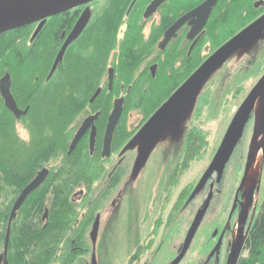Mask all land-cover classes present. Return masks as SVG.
Returning <instances> with one entry per match:
<instances>
[{"label": "trees", "instance_id": "trees-1", "mask_svg": "<svg viewBox=\"0 0 264 264\" xmlns=\"http://www.w3.org/2000/svg\"><path fill=\"white\" fill-rule=\"evenodd\" d=\"M126 4H128L127 0H110L104 4L103 13L96 15L76 44L66 51L63 62L58 66L57 74L46 81L44 86H41L39 77L32 83L33 74L38 68L45 70L50 64L55 42L54 28H59L63 23L50 25L29 48H25L23 43L14 42V39L21 35L18 32H15L10 39L6 37V34L0 35V64L4 63L11 67L16 76L18 88L24 91L19 95H14L19 106L28 105L26 114L16 119L3 106L0 96V246L4 241L9 208L14 197L34 176L36 170L46 162L54 160L50 159L52 156L65 150L67 145L64 130L70 122L79 117L86 108L90 112L101 110V112L109 113L112 99L119 96L118 79L116 78L110 92H106L104 88L92 103H88L89 98L100 84L98 75L105 65L104 57L116 49L117 25L119 18L120 23L123 21ZM236 7H241V2ZM134 10L135 6L126 18L125 35L120 41V88L123 85V90L127 91L129 87L127 94H122L124 105L121 118L126 120L129 112L137 110L141 119L146 120L201 61L188 58L177 62L175 59L177 56L174 55L172 59H169L170 54H167L165 60L160 61L154 77L147 73L135 77L132 61L138 57L135 52L136 43L142 40L137 27V19L129 21L134 15ZM225 17L228 19L230 16ZM200 96L202 99H199ZM209 99V90H205V93L200 92L191 113L192 120L196 115L202 114ZM251 119L252 116L244 129ZM16 121L23 122L28 130L29 138L26 142L16 135L14 129ZM243 132L225 166L237 170L240 167V163L237 162L232 166L231 160L241 144ZM120 133L119 122L115 140L120 138ZM207 135L205 129L191 121L184 132L183 145L175 166L178 167L180 163L179 167L186 169L189 168L191 162L202 158L200 153L203 151L205 154L208 146ZM70 160H65L67 162L64 161L62 165L69 171V177L60 175L58 178L57 176L53 178L54 174L47 183L53 186V198L48 203L49 217L46 224H43L40 218L44 207L45 189L42 188L47 184L32 193L18 211V217L11 225L8 242L9 264H74L78 257L92 252V241L86 237L85 232L91 223L93 209L98 208V204L101 203L100 198L103 192L100 191L98 197L91 200L90 206L92 207L89 206V211L78 219L75 227L74 223L78 216L74 213L73 205L69 201V193L73 185H78L80 181L85 183L87 179H90L87 177H93L94 168L97 166L85 152L82 153L79 150L68 165ZM263 174L264 160L255 212L245 240L246 255L238 261V264H264ZM177 175L174 176L172 184H175ZM64 181L69 183L68 191L59 190V187H62L59 184ZM113 181L110 180L111 184ZM188 185L190 191L192 182ZM165 186H170V184L166 183ZM84 202L86 203V200ZM180 206L181 201L173 205L166 221V228H171ZM180 217L179 215L176 218L171 228V233L173 232L169 240L171 247L172 244L177 243L174 233L180 231V224L176 226ZM167 237H169L168 233L165 234V238ZM150 241L145 246L139 245L135 248L129 255L128 263L136 262L142 252L146 249L150 250L154 245L153 240ZM152 251L155 249L152 248ZM159 253L155 258H159Z\"/></svg>", "mask_w": 264, "mask_h": 264}, {"label": "flooded vegetation", "instance_id": "flooded-vegetation-1", "mask_svg": "<svg viewBox=\"0 0 264 264\" xmlns=\"http://www.w3.org/2000/svg\"><path fill=\"white\" fill-rule=\"evenodd\" d=\"M109 1L110 0H92L88 3L65 9L64 11L59 12L53 16L44 18L41 21L24 25L15 29H10L1 34H6L7 35L6 37L10 39V37L15 32H18L21 35L15 38L14 42L19 44L23 43L25 48H29L32 44H34L37 41L39 35L44 30L48 29L50 25H52L53 23L56 25L59 22L63 23L60 25L59 28L57 27L54 28L55 42L53 44V49L51 52L52 57L50 64L45 70H41V68H38L33 74L34 79L32 80V83H34L39 77L41 78L40 80L41 86H44L46 81H48L54 74H57L58 66L60 65V63L63 62L66 51L71 46L76 44V42L81 37L83 31L85 30V28L88 27L93 22L96 15L99 13H103L102 12L103 5ZM152 1L153 0H127L128 4H126L127 5V8L125 10L126 12L124 11L123 13L127 15L128 18L129 14L131 13V10L135 6L134 15L129 19V21L135 18L137 19V27L140 30L139 34L142 40V42L136 43L135 52L137 53L138 57L134 61H132V64L134 65L133 74L135 77L143 73L144 74L147 73L152 76V71H154V76H155L158 71L160 61L165 60V55L167 54L168 55L170 54L169 59H172L174 55L177 56L175 58L177 62L182 61L183 59L195 58L201 61V63H203L223 44L234 38L244 29L256 23L260 18L264 16V0H213L210 10H208L207 12L204 11L201 15L198 14V15L189 16L186 19V21L180 26V28L175 32L174 36L168 41V43L163 48H160L165 32L178 19L193 13L195 10H197V8L201 7L204 4H208L212 0H165L159 7L156 8L154 12L145 16V10ZM173 1H175L176 5H178L177 9L174 12L172 11L169 13L167 12V15L166 13L165 15L162 14V9L164 8L163 5L168 3L171 4L173 3ZM239 2H241V7L237 8L236 6L238 5ZM234 9L236 11L233 13ZM85 13H88L89 15L88 22L81 30L78 37L68 44L62 55L61 62L57 64L55 70L51 73L52 64L61 46L64 44L69 34L73 30L79 17ZM135 15L137 16L135 17ZM225 16H230V17L227 19V17ZM153 18L154 21L152 22V24L148 27V29H145V25L147 24L146 22L150 21V19ZM123 19L124 17L122 18V20ZM224 21L225 23H222ZM199 22H202V26L200 27L197 33H194L193 36L190 37V32L192 31V29L196 27V25ZM121 26L122 24L120 25V18H119V22L116 30V49L111 51L104 57L105 65L104 68L101 70L102 72H100V74L98 75L100 84L95 89V91L97 89H100V93L104 88L106 92H110L114 86V80L116 78L118 79L117 85L119 86L118 88L119 96L114 97L112 99L111 107H113V103L117 98L123 97L124 99V95L122 94H127V91L129 89L128 87L127 91H124L123 85H121L120 88V39L124 37L126 30V27L121 28ZM263 33H264V29L260 31L253 39L245 42L238 49L241 48L243 49L244 46H249ZM204 40H207L210 46H212L213 50H210L211 52L206 53L204 51V45H203L205 43ZM232 54L230 56H232ZM110 69H112V74H113V79L111 84H109ZM6 75H8V78L10 80V92L13 95V97L14 95H19L21 92H24L23 90H20L18 88L16 76L14 75L11 67L6 64L4 65V63H2L0 64V79L5 77ZM14 100L20 109L24 110L25 108H28V105L23 107L19 106L15 97ZM88 103H92V102L88 101ZM86 111L87 113H85ZM109 113L101 112V110H95L93 112H90L89 109L86 108L85 111L81 113V115H79V117L73 119L70 122V124L64 130V136H66V145H67L65 150L63 152L60 151V153L56 154L54 157L52 156L50 159H54V160L50 162L49 161L46 162L43 166H41L38 170H36L34 176L21 188L19 193L14 197L9 208L5 236H4L3 244L1 246L2 248L0 254L3 252L8 225H9V237H8V242H9L11 225L12 222L18 217V211L22 208V206L25 204V202L30 197V195H32V193L37 191L43 185L47 184L54 174L55 175L53 178H55L56 176L58 178V176L60 175H63L66 178L69 177V171L65 167H62V165L64 164L65 160L71 159L70 161H68V165H69V162H71L74 159V156L76 155V152L78 150L82 153L85 152L87 156H89V158L96 163L97 167L94 168L93 171L95 173L93 177L92 176L87 177L90 179H87L85 183L80 181L78 185H73L71 189L69 188L68 182L65 181L61 182L59 186L62 185V187H59V190L60 191H65V190L68 191L69 189L71 190L69 193V201L73 205L74 213L78 216L77 220L74 223V227L76 226L78 219L83 217V215L87 213V211H89V206L91 205L90 203L92 202L91 200H94V198L98 197L100 191L103 192L100 198L101 203L99 202L100 204H98L99 209L98 208L93 209L92 213L94 214L92 216L91 223L89 224L85 232L86 237L91 239L93 224L96 220H98V229H97V234H98V232L100 231L99 229L100 222L102 220L101 213L103 214V210L106 209L107 212L105 211L106 212L105 215L107 216L109 214L108 208L110 206H114L115 204L114 201H112L111 199L112 197L110 198L111 192L113 193L115 189L119 190L120 188V199H121V197L123 198L122 192H124V188L126 185V182L124 181V177L126 175V168H125L126 161L124 163L125 155L127 154L126 148L122 149L120 153V157H118V160L111 167H109V160L111 159V155L114 152L115 144H117L118 142L123 143L122 140L120 141V138H117L115 140V135L118 132L119 122H120V132H129V130L125 128L126 120H123L121 118L122 116L121 114L112 135L109 155H103L104 136H105ZM191 113L189 117V123L190 121H192ZM95 114H97V117L92 121L91 124H89L87 129L81 135L80 139L78 140L73 150L69 152L70 143L74 138V136L76 135L77 131L79 130L81 124L84 122V120L87 117L93 116ZM145 122L146 120L141 119L139 124L133 128V131H135L136 135L139 134V131L143 127ZM14 129L16 135L20 140L25 142L28 140L29 133L23 122L16 121V123L14 124ZM20 130L25 131L24 136H21L19 134ZM184 132L185 130L183 131L182 135L173 136L172 142L176 144L174 145V149L176 150H172V153H175L174 155L175 161L173 165H171L173 162L168 164L169 168L178 163L180 148L183 145V140H184ZM91 137H92V141H91ZM141 139H142V143L140 142L137 150H135L133 161L135 158L139 156H145L149 158L152 152L154 151V150L151 151L150 154L149 152H145L144 146L146 144H144V141L146 137L144 138L141 137ZM90 144H92V146H90ZM139 161H140V157L137 162L135 161L134 162L139 163ZM225 165L221 172L214 171L209 176L208 180L198 190L195 189L204 172L196 181L192 182V187L190 188V191L188 189L189 188L188 184L191 182V180L187 181L184 185H181L180 190H178L174 194L173 191L175 190V188L179 186V183L183 180V176L187 172L188 168L183 169V167H180L179 172H178V168L175 170V175L178 174L177 177L175 178L176 182L175 184L170 185L171 187L167 199H164L162 201L164 203L163 210L165 212L166 206H169L171 212L173 205L181 201V206L177 211L176 215L174 216L173 223L176 220V218L180 215L182 217V222L184 223L183 224L184 228L181 230L183 237L179 239V241L176 244H172L173 248H175L174 252L176 253L170 260L169 258L171 256L167 259L169 261L166 260L168 262L167 264H170L179 255L187 231L191 226L194 217L198 214V212L200 213L201 211H202L201 218L197 225V228L190 240V243L186 249V252L184 253V256L177 264H189V263L190 264H226L227 263L231 249L237 243L239 216L240 213L243 212L246 196L244 195V188L240 187L245 162L243 166L240 164V167L238 168L239 170L233 169L232 167ZM43 168H45L48 172L46 178L34 191H32L27 196L25 201L21 204L20 208L16 211L15 216L12 218L11 221H9L10 212L13 203L17 199L18 195L20 194L22 189ZM169 168L167 169V171L169 170ZM238 173L240 174V177H238ZM110 180H114L112 184ZM165 185L166 184H164V186ZM52 187H53L52 185L47 184L45 185V187L42 188L45 189L43 195L44 207L40 218L43 224L47 223L49 217L48 203L52 201L53 198ZM84 200H86V203L84 202ZM122 204H123V199H121L120 202V209L123 208ZM250 204L251 201H249L248 217L244 225L243 233L246 234H244L243 236V244L236 264H238V261L246 255V251L244 249L245 240L254 215L253 212L250 211L252 209V206H250ZM169 215L167 216V219L169 218ZM155 217L153 219H155ZM171 228L167 230L168 233L171 232ZM181 231L174 233V235H176L177 237V235ZM171 235H173V232L171 233ZM96 239H97V235H96ZM152 248H154L155 251H152ZM152 248L150 252L152 253L151 262L156 257V254L159 253L158 251L160 250L162 251L164 249V241H160L159 244L154 242V246H152ZM93 249L94 248L92 247V252L86 254L89 256V262H87V264H93L92 258L94 257L93 254L95 253V252L93 253ZM145 251H149V249H146ZM7 253H8V246H7ZM7 253H6V257H7ZM138 261L139 259L131 264H137ZM0 264H3V261H1ZM52 264H58V263H52ZM127 264L130 263L127 262Z\"/></svg>", "mask_w": 264, "mask_h": 264}, {"label": "rangeland", "instance_id": "rangeland-1", "mask_svg": "<svg viewBox=\"0 0 264 264\" xmlns=\"http://www.w3.org/2000/svg\"><path fill=\"white\" fill-rule=\"evenodd\" d=\"M163 7L162 14L165 15L166 13L167 15V12H174L178 5L173 1V3L165 4ZM124 15V19L120 23L122 24L121 28L126 27L127 15ZM153 21L154 18L147 21L145 29H148ZM204 41V51L206 53L211 52L210 50H213L212 46L207 40ZM263 73L264 33L249 46H244L243 49L235 51L225 62L215 68L190 103L184 104L178 113L174 114L170 120L161 126L162 132L159 137H147L145 139L144 151L149 152V154L154 151L149 158L139 156V163H135L139 157L135 158L134 162L133 156L139 143H142V139L140 135L135 134L133 128L139 124L141 116L137 110L128 113L125 128L129 132L120 133V141L122 140L123 143L118 142L115 144L114 152L109 160V167H111L120 157L122 149L126 148L127 154L124 159V163L126 161V175L124 177L126 185L124 192H122L123 198L121 197L123 199V208L120 209V188L119 190L115 189L110 195V198L112 197L111 199L115 203L114 206L108 208L109 214L107 216L105 215L106 209L103 210V214L101 213L100 231L97 234L94 245L97 264H127L129 255L133 253L135 248L139 245H147V243L151 242V239L157 244L160 241L165 242L164 249L158 254L159 258L157 257L151 262L152 253H150V249L140 254L137 264H150V262L151 264H167V261L175 255V248L169 245L172 235L170 234L171 232H167L169 228H166L170 208L166 206L164 212V203L162 202L167 199L171 187L164 186V184L172 185L175 170L180 168V163L178 167L175 165L168 167L169 163L173 162L171 164L173 165L175 161V153H172V150H176L174 149L176 144L172 142L173 136L182 135L183 131L189 127L191 124V121L189 123L190 113L196 104L197 97L200 92L205 93V90H209L210 99L208 105L205 109L203 108L201 115H196L192 120L194 124L207 131V150L205 154H203V151L200 153L202 158L190 163L183 180L173 191L175 194V192L180 190L181 185H184L189 180L191 182L196 181L204 172L213 158L238 105ZM199 99H202V96ZM255 129V118L253 116L246 129H244L241 144L234 152L235 155L231 162L232 166L235 162L243 166L248 151L252 146ZM19 134L24 136L25 131L20 130ZM262 142V146H264V132H262ZM179 161L181 162L180 159ZM168 168L169 170L167 171ZM239 173L238 177H240ZM260 184H257V190H259ZM262 186H264V174L262 176ZM257 194L258 192H255V197ZM251 206L252 209L250 211L252 212L253 204ZM154 217L155 219H153ZM178 224H180L181 231L184 228L182 217L177 220L176 226ZM167 233L169 237L165 238ZM177 237L178 242L183 237L182 231ZM1 248L0 246V252ZM168 258L169 260H167ZM87 262H89V256L83 255L77 258L75 264H87Z\"/></svg>", "mask_w": 264, "mask_h": 264}, {"label": "water", "instance_id": "water-1", "mask_svg": "<svg viewBox=\"0 0 264 264\" xmlns=\"http://www.w3.org/2000/svg\"><path fill=\"white\" fill-rule=\"evenodd\" d=\"M92 0H40L38 2H33L31 4H27L20 8H16L7 12L0 13V34L4 33L10 29H15L24 25H28L34 22L41 21L44 18L53 16L59 12L64 11L73 6L81 5L88 3ZM165 0H153L145 10V16L151 14L159 7ZM213 0L208 4H204L201 7L197 8L193 13L188 14L180 19H178L164 34V38L161 42L160 48H163L168 41L174 36L175 32L180 28V26L186 21V19L191 15H201L204 11L207 12L210 10L211 4ZM89 15L88 13L82 14L77 23L75 24L73 30L69 34L68 38L61 46L53 64L51 67V73L55 70L58 63L62 60V55L68 46V44L76 39L84 28L86 23L88 22ZM202 26V22H199L194 29L190 32V37L193 36L194 33H197L200 27ZM264 29V16L260 18L256 23L252 24L248 28L241 31L234 38L223 44L220 48H218L210 57H208L203 63H201L192 73L189 75L181 85L163 102L148 118L146 123L140 129L139 134L141 137H152L157 138L161 134V126L170 120V118L178 113L184 104L190 103L193 99L194 95L200 90L201 85L210 75V73L220 66L228 57L240 48L245 42L253 39L260 31ZM152 76H154V71H152ZM113 79L112 69L109 70V84H111ZM264 90V73L249 91L247 96L241 102L236 112L234 113L230 124L228 125L224 136L213 156L206 170L204 171L199 183L196 186L195 190H198L209 178V176L214 172H221L224 165L230 159L232 152L235 149V146L241 136L244 126L246 125L249 117L252 112H254V106L256 100L259 95ZM100 89H97L92 97L90 98V102H93L96 97L99 95ZM0 96L3 100L4 106L13 114L14 117L19 118L22 115H25L28 108L24 110L20 109L13 95L10 92V80L8 75L0 79ZM124 99L123 97L117 98L113 107L108 115L106 131L104 136V144H103V155H109L110 152V143L112 140V135L114 129L118 123V120L122 114ZM97 117V114L93 116L87 117L84 122L81 124L79 130L76 135L72 139L69 152L73 150L81 135L87 129L89 124ZM259 129L261 132H264V101L262 105L261 112V121L259 124ZM256 130V129H255ZM92 141V137H91ZM253 141L257 142L256 131L253 135ZM92 146V144H90ZM256 153V146H251L248 151L243 176L241 179L240 187L245 189V182L247 174L250 170V167L253 162V158ZM264 155V146L262 147V157ZM261 172V168H260ZM47 170L45 168L41 169L37 175L22 189L17 199L13 203L9 221L15 216L16 211L20 208L21 204L25 201L27 196L34 191L46 178ZM259 183V177L257 182ZM255 186H252L248 192V195L245 198L243 212L240 213L239 216V226H238V238L236 245L231 249L228 260L226 264H236L239 254L241 252L242 244H243V236L246 233L244 232V225L248 217V205L249 201H252L255 193ZM202 212V211H201ZM201 212L194 217L191 226L189 227L187 234L184 238L181 251L179 255L170 263L177 264L180 262L186 249L190 243V240L197 228V225L201 218ZM10 224V223H9ZM98 229V220H96L93 224V229L91 232V241L93 244V248L96 242V235ZM8 237H9V225L6 232L5 242L3 252L0 254V263L3 261V264H8V260L6 257L7 246H8ZM94 256V254H93ZM93 264H96L95 257L92 258Z\"/></svg>", "mask_w": 264, "mask_h": 264}, {"label": "bare ground", "instance_id": "bare-ground-1", "mask_svg": "<svg viewBox=\"0 0 264 264\" xmlns=\"http://www.w3.org/2000/svg\"><path fill=\"white\" fill-rule=\"evenodd\" d=\"M40 0H0V13L7 12L16 8H20L33 2ZM264 101V90L259 95L254 106V118L256 126L257 142H252V146H256V153L253 158L252 165L246 177L244 195L247 196L250 188L256 185L257 179L260 175V167L262 163V132L259 129L261 121L262 105Z\"/></svg>", "mask_w": 264, "mask_h": 264}]
</instances>
